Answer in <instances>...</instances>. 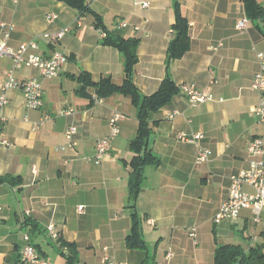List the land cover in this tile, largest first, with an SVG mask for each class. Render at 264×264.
Returning a JSON list of instances; mask_svg holds the SVG:
<instances>
[{
	"label": "crops",
	"instance_id": "0c3cea01",
	"mask_svg": "<svg viewBox=\"0 0 264 264\" xmlns=\"http://www.w3.org/2000/svg\"><path fill=\"white\" fill-rule=\"evenodd\" d=\"M87 1L107 31L140 41L134 82L143 95L155 93L171 78L179 88L191 84L209 90L216 100L193 106L179 89L151 113L149 147L160 164L144 168L136 203L148 249L130 250L128 163L135 155L130 143L139 130L137 108L121 94L91 103L78 94L81 85L74 79L87 72L95 82L111 77L122 84L123 54L102 44L104 37L91 14L82 15L63 1L0 0V40L4 23L13 26L8 45L17 48L34 41L38 48L33 53L67 57L51 79L33 68L15 71L19 81L38 79L42 84L40 109L27 108L21 89L10 91L9 104L0 108V176L21 178L14 186L0 183V264H25L26 233L48 264H67L61 252L67 255L71 244L78 264H104L105 256L126 264H214L220 245L248 250L260 242L264 210L259 223L251 210L236 221L216 224L214 218L229 197L231 177L254 160L264 161V148L258 154L248 150L254 138L264 143V124L254 113L259 96L250 88L259 71L257 55L264 52V19L249 20L246 30L238 31L236 25L246 16L241 0ZM176 1L189 23L191 47L169 62ZM257 1L264 7V0ZM49 13L58 16L56 23H47ZM64 27L71 31L57 44L41 37ZM13 67L10 58L0 57V92ZM87 91L94 96V89ZM115 114L120 133L111 150L100 164L88 161L98 141L110 134ZM69 125L78 128L74 146L65 137ZM179 133H201L204 139L198 146L183 143ZM199 147L212 152L202 165L196 163ZM50 225L66 243L63 248L48 234Z\"/></svg>",
	"mask_w": 264,
	"mask_h": 264
},
{
	"label": "built area",
	"instance_id": "2783aa9c",
	"mask_svg": "<svg viewBox=\"0 0 264 264\" xmlns=\"http://www.w3.org/2000/svg\"><path fill=\"white\" fill-rule=\"evenodd\" d=\"M144 7H148V3L143 4ZM58 20V16L54 13H49L46 16V21L49 24H54ZM249 24L247 16L243 17L236 28L238 31L246 30ZM121 28L127 27L126 23L120 24ZM1 28L5 30V37L0 40V57H8L13 61V70L9 72L8 77L0 92V108L9 104L8 93L15 89H21L24 97L26 106L31 110H38L43 105L44 91L42 84L38 79H27L19 81L16 78L15 71L23 68L36 69L40 76L45 79H51L57 77L67 62V57L60 53L54 52L51 56H43L31 52L32 49H37V44L32 41L29 43H23L17 48H14L7 43L9 31L13 29V26L1 24ZM136 30L138 28L136 27ZM71 29L64 27L54 33H45L41 37L50 44H57L60 42ZM103 37L105 32L100 30ZM222 46V45H219ZM214 50L217 47H213ZM259 63V71L256 73L252 83L251 90L259 96L258 104L255 107V117L257 120L264 124V52H260L257 55ZM180 90L183 95L193 106H199L209 101L216 100L215 95L209 90H203L198 88L196 85L183 84L180 86ZM222 101V100H221ZM67 115L72 114V111L66 112ZM179 112H174L171 115L173 118ZM119 115L115 114L109 121L110 123V134L100 139L96 145L94 155L88 159L95 164H100L106 154L111 150L112 142L120 133L118 126ZM78 133V128L75 125H70L65 132V137L68 140L70 146H74L75 136ZM177 138L180 142L199 145L204 139V135L196 133L192 136L186 133H179ZM3 144L10 145L6 140ZM264 148V143L260 138H254L248 143V150L252 154L261 153ZM212 152L210 149L199 147L198 156L196 163L202 165L207 163L210 159ZM83 206L79 207L80 211H83ZM245 210H251L255 216L254 221L260 222L261 213L264 210V161L254 160L250 162L246 169L241 170L238 174L231 177V188L228 199L221 205V208L214 218L216 224L222 221H236L240 218L241 213ZM151 223V221H148ZM48 234L54 239H59V233L56 231L54 225H50L47 228ZM191 236H195L194 233ZM26 247L22 253V259L25 264H48V261L43 258L37 252V249L31 242L30 234H25ZM171 253L168 254V257ZM104 264H126L117 263L111 261L107 256L104 257Z\"/></svg>",
	"mask_w": 264,
	"mask_h": 264
},
{
	"label": "trees",
	"instance_id": "16d2710c",
	"mask_svg": "<svg viewBox=\"0 0 264 264\" xmlns=\"http://www.w3.org/2000/svg\"><path fill=\"white\" fill-rule=\"evenodd\" d=\"M60 1L75 8L82 15L91 14L95 18V28L104 31L106 34L102 44L114 47L123 54L124 79L122 84H115L111 77H103L98 82H95L87 72H82L79 77L74 79L81 85L78 94L90 99L91 103L113 94H121L129 96L137 108L139 130L136 138L130 143V149L135 155L128 163L132 168V173L129 179L127 209L130 211L132 226L130 233L126 237V246L130 250L146 251L148 249L147 242L141 227L142 219L136 210V203L144 180V168L149 165L158 166L160 164L159 158L153 154L152 149L149 147V137L152 133L149 117L151 113L158 111L178 95L180 88L171 78H166L155 93L143 95L134 82V70L139 61L138 47L140 41L134 38H124L119 34L107 31L101 15L90 8L87 0ZM241 1L249 20L264 19V7L257 0ZM175 13L176 21L173 29L176 36L168 48L169 62L182 58L191 47L189 23L182 15L177 1L175 2ZM89 88L94 89V96L88 93L87 90ZM20 181V177L12 175L0 176V183L14 186L18 185ZM25 223L31 225L28 221ZM58 242L61 243V247L66 245L61 237H59ZM68 249L69 253L67 255L65 254L66 251L61 252L67 264H78L74 245H68ZM214 264H264V233L261 235L260 242L251 245L248 250L243 249L240 245L226 244L218 246L215 250Z\"/></svg>",
	"mask_w": 264,
	"mask_h": 264
},
{
	"label": "rangeland",
	"instance_id": "374dc122",
	"mask_svg": "<svg viewBox=\"0 0 264 264\" xmlns=\"http://www.w3.org/2000/svg\"><path fill=\"white\" fill-rule=\"evenodd\" d=\"M244 241V239H242Z\"/></svg>",
	"mask_w": 264,
	"mask_h": 264
}]
</instances>
